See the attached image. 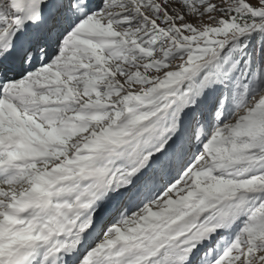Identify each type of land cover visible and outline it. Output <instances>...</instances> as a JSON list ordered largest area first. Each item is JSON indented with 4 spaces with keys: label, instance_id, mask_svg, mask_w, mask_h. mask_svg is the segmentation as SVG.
Listing matches in <instances>:
<instances>
[{
    "label": "snow or ice",
    "instance_id": "obj_1",
    "mask_svg": "<svg viewBox=\"0 0 264 264\" xmlns=\"http://www.w3.org/2000/svg\"><path fill=\"white\" fill-rule=\"evenodd\" d=\"M0 264H264V0H0Z\"/></svg>",
    "mask_w": 264,
    "mask_h": 264
}]
</instances>
